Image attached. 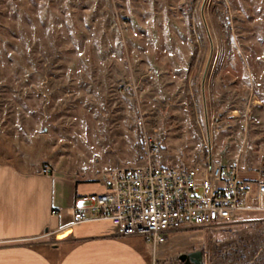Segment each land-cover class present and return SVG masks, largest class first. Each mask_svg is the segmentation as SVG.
<instances>
[{
  "label": "rangeland",
  "instance_id": "374dc122",
  "mask_svg": "<svg viewBox=\"0 0 264 264\" xmlns=\"http://www.w3.org/2000/svg\"><path fill=\"white\" fill-rule=\"evenodd\" d=\"M150 160L264 170V0H0V162L96 190ZM150 248V247H149ZM264 264V212L168 233L151 264Z\"/></svg>",
  "mask_w": 264,
  "mask_h": 264
},
{
  "label": "built area",
  "instance_id": "2783aa9c",
  "mask_svg": "<svg viewBox=\"0 0 264 264\" xmlns=\"http://www.w3.org/2000/svg\"><path fill=\"white\" fill-rule=\"evenodd\" d=\"M157 151L155 139L146 138L144 163L115 168L103 176V190L76 196L64 231L108 221L117 236H139L153 249L172 230L264 212V170L243 177L235 164L221 163L213 154L201 166L176 168L151 162ZM49 171L47 165L41 168L43 174Z\"/></svg>",
  "mask_w": 264,
  "mask_h": 264
},
{
  "label": "crops",
  "instance_id": "0c3cea01",
  "mask_svg": "<svg viewBox=\"0 0 264 264\" xmlns=\"http://www.w3.org/2000/svg\"><path fill=\"white\" fill-rule=\"evenodd\" d=\"M101 190L82 192L71 178L0 162V264H151L149 245L117 236L108 221L64 231L75 197Z\"/></svg>",
  "mask_w": 264,
  "mask_h": 264
},
{
  "label": "water",
  "instance_id": "95a60500",
  "mask_svg": "<svg viewBox=\"0 0 264 264\" xmlns=\"http://www.w3.org/2000/svg\"><path fill=\"white\" fill-rule=\"evenodd\" d=\"M178 260L182 261L184 264H201V253L199 251H193L185 254H181ZM173 264V263H168Z\"/></svg>",
  "mask_w": 264,
  "mask_h": 264
},
{
  "label": "flooded vegetation",
  "instance_id": "af4514ba",
  "mask_svg": "<svg viewBox=\"0 0 264 264\" xmlns=\"http://www.w3.org/2000/svg\"><path fill=\"white\" fill-rule=\"evenodd\" d=\"M182 262V261H181ZM182 264H184L183 262H182Z\"/></svg>",
  "mask_w": 264,
  "mask_h": 264
}]
</instances>
